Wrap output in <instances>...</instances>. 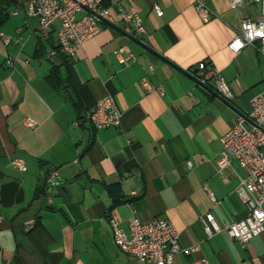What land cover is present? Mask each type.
Segmentation results:
<instances>
[{
    "label": "crops",
    "instance_id": "1",
    "mask_svg": "<svg viewBox=\"0 0 264 264\" xmlns=\"http://www.w3.org/2000/svg\"><path fill=\"white\" fill-rule=\"evenodd\" d=\"M201 1L211 11L206 20L195 0H122L140 6L145 33L103 23L61 59L51 54L58 22L41 36L27 0H17L0 26V264H25L10 220L54 171L60 181L49 185L39 209L43 231L22 240L27 249H46L48 264H144L118 248L109 223L116 216L126 231L132 215L168 217L183 246L198 244L177 253L176 264H264V233L243 245L225 231L208 237L200 221L206 211L220 225L246 214L236 192L244 169L231 158L219 172L217 159L222 133L249 114L253 94L264 93V54L252 43L236 53L227 44L243 17L264 15L252 0L234 8L227 0ZM105 4L115 10L119 1ZM126 55L133 57L122 61ZM202 60L221 71L232 97L196 83L191 72ZM142 77L163 91H147ZM106 94L114 96L120 122L95 128L87 112ZM26 116L33 127L23 124ZM27 214L25 229L34 221Z\"/></svg>",
    "mask_w": 264,
    "mask_h": 264
},
{
    "label": "built area",
    "instance_id": "2",
    "mask_svg": "<svg viewBox=\"0 0 264 264\" xmlns=\"http://www.w3.org/2000/svg\"><path fill=\"white\" fill-rule=\"evenodd\" d=\"M118 1L115 10H111L105 0H27L25 11L27 15L37 18V29L41 36L46 35L47 30L58 22V50L72 54L80 44L96 35L103 23L119 26L132 36L146 32L140 6L131 4L125 7L120 2L122 0ZM227 1L229 6L234 8L243 0ZM252 1L261 6L264 15V0ZM194 5L204 20L210 16L211 11L203 1L195 0ZM154 10L157 15L162 14L158 5L154 6ZM3 39L8 41L6 35H3ZM248 43L255 44L264 54V18L256 20L243 17L240 20V30L227 45L236 53ZM114 53L121 55L118 50ZM51 54H56V49L52 50ZM132 57L126 55L120 58L125 61ZM149 68H152V65ZM191 73L198 85L209 87L224 98L232 97L225 76L211 63L199 61ZM141 83L147 91H163L161 86L154 87L147 77H142ZM250 102L249 114L238 115L233 125L220 136L221 149L217 159L219 172L230 166L231 158L236 159L244 169L245 175L239 177L236 192L245 204L246 214L223 225L216 221L211 211H206L200 216L208 237L225 231L243 245L253 236L264 233V93L256 92ZM87 118L95 128L117 126L121 110L114 96L106 94L87 112ZM35 123L30 116L23 119V124L27 127H33ZM11 163L25 169V163L21 159L14 158ZM187 165H191V161L188 160ZM55 180V171L47 174L46 181L49 185ZM208 193L214 200L213 193L209 190ZM118 222L116 216L109 218L115 244L144 264H176L174 257L177 253H190L198 248V244L183 246L179 240V230L165 216L158 215L145 221L137 215H132L128 218L126 231Z\"/></svg>",
    "mask_w": 264,
    "mask_h": 264
},
{
    "label": "trees",
    "instance_id": "3",
    "mask_svg": "<svg viewBox=\"0 0 264 264\" xmlns=\"http://www.w3.org/2000/svg\"><path fill=\"white\" fill-rule=\"evenodd\" d=\"M17 0H0V26L7 21L11 8L16 5ZM56 56L61 59L64 54L58 50V46H55ZM117 186H113L111 191L113 193L114 203L118 201ZM49 184L44 179L43 182L36 186L31 200L22 209L18 210L16 214L11 218V229L15 240L16 254L25 264H48L45 258L46 249H42L36 243H33L30 249L24 247L23 238H32L34 233L43 231V225L40 220L39 209L45 206V199L48 195ZM29 212H32L34 221L32 225L25 229L24 220L28 217Z\"/></svg>",
    "mask_w": 264,
    "mask_h": 264
},
{
    "label": "water",
    "instance_id": "4",
    "mask_svg": "<svg viewBox=\"0 0 264 264\" xmlns=\"http://www.w3.org/2000/svg\"><path fill=\"white\" fill-rule=\"evenodd\" d=\"M47 175H45L44 179L46 180ZM60 179L55 180L53 183L50 184V186L59 183Z\"/></svg>",
    "mask_w": 264,
    "mask_h": 264
}]
</instances>
